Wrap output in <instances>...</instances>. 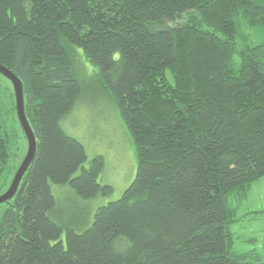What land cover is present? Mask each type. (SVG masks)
<instances>
[{
    "label": "trees",
    "instance_id": "trees-1",
    "mask_svg": "<svg viewBox=\"0 0 264 264\" xmlns=\"http://www.w3.org/2000/svg\"><path fill=\"white\" fill-rule=\"evenodd\" d=\"M84 62L111 93L136 174L80 230L84 216L65 222L51 184L82 200L112 192L98 182L103 157L89 160L61 127ZM0 64L22 82L36 138L0 205V264H264L237 252L231 232L232 202L264 177V0H0ZM21 139L11 91L0 101V194Z\"/></svg>",
    "mask_w": 264,
    "mask_h": 264
},
{
    "label": "rangeland",
    "instance_id": "rangeland-1",
    "mask_svg": "<svg viewBox=\"0 0 264 264\" xmlns=\"http://www.w3.org/2000/svg\"><path fill=\"white\" fill-rule=\"evenodd\" d=\"M97 74L96 67L89 63L84 62L78 66L77 77L82 88L80 99L72 112L61 121V127L84 145L89 160L97 155L103 157L105 167L98 182L101 185H110L112 192L108 196L99 195L94 199L82 200L68 185L51 184L58 215L65 222L74 220L76 216H84L86 224L81 225L80 230L90 225L98 207L120 198L136 174L133 142L109 89L99 83ZM11 91L13 92L10 82L0 74V101L7 102ZM16 128L13 125V130ZM19 148L15 161L17 168L27 150L26 140H20ZM232 204L237 215V222L231 226L234 249L237 252L255 251L264 261V177L252 184L247 198L240 206L236 207L233 202ZM254 210L260 213L250 215L249 212Z\"/></svg>",
    "mask_w": 264,
    "mask_h": 264
},
{
    "label": "water",
    "instance_id": "water-1",
    "mask_svg": "<svg viewBox=\"0 0 264 264\" xmlns=\"http://www.w3.org/2000/svg\"><path fill=\"white\" fill-rule=\"evenodd\" d=\"M0 74L5 77L12 86L16 118L27 143V150L25 156L19 164L18 168L16 169L11 179L9 187L3 194L0 195L1 205L8 202L14 197L24 174L26 173L28 167L30 166L35 156L36 138L25 115L23 86L21 80L16 75H14L9 69H7L1 64Z\"/></svg>",
    "mask_w": 264,
    "mask_h": 264
},
{
    "label": "crops",
    "instance_id": "crops-1",
    "mask_svg": "<svg viewBox=\"0 0 264 264\" xmlns=\"http://www.w3.org/2000/svg\"><path fill=\"white\" fill-rule=\"evenodd\" d=\"M251 213H253V214H251ZM258 213H260V211H255V210H254V211H250V212H249L250 215H257Z\"/></svg>",
    "mask_w": 264,
    "mask_h": 264
}]
</instances>
